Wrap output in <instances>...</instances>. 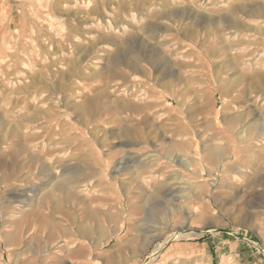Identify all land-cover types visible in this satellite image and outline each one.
Returning <instances> with one entry per match:
<instances>
[{"label":"rangeland","instance_id":"374dc122","mask_svg":"<svg viewBox=\"0 0 264 264\" xmlns=\"http://www.w3.org/2000/svg\"><path fill=\"white\" fill-rule=\"evenodd\" d=\"M263 102L264 0H0V264H264Z\"/></svg>","mask_w":264,"mask_h":264},{"label":"bare ground","instance_id":"6f19581e","mask_svg":"<svg viewBox=\"0 0 264 264\" xmlns=\"http://www.w3.org/2000/svg\"><path fill=\"white\" fill-rule=\"evenodd\" d=\"M215 5V4H214ZM151 59H148V57H147V59H145L144 61H146V62H148V63H151V61H150ZM109 63L110 64H116L117 66L119 65V64H125V66H128L130 69H132L133 70V72H135L136 71V68H135V64L136 63H131L130 61H126L125 63L123 62V61H121V60H119L118 61V59H116V58H111L110 59V61H109ZM115 74H116V71L115 70H109V73H108V76H115ZM258 79V78H257ZM259 83H261V82H259ZM263 86V85H262ZM264 103V102H263ZM92 103L91 102H87L85 105H83V106H78V107H74L75 108V110L77 109V111L79 112V113H85V114H88L89 115V113H90V111H91V105ZM96 104V103H95ZM120 110H125V109H131L132 107L131 106H129L128 104H122L120 107H118ZM114 110V109H113ZM126 111V110H125ZM122 113V112H121ZM263 122H264V119H263ZM264 130V129H263ZM261 132H262V130H261ZM262 133H264V131L262 132ZM259 136V135H258ZM259 139H260V137H259ZM261 141L262 142H264V136L262 135V137H261ZM209 153H211V152H209ZM212 156H213V159H218L219 160V158L221 157L220 156V153H213L212 154ZM126 162V161H125ZM128 170V169H127ZM54 189H56V190H58V191H65L67 194H70V191L67 189H65V186L63 185V184H61V183H58V184H56L55 185V187H54ZM173 197V196H172ZM43 227V226H42ZM84 234V233H83ZM53 235V233H49V236H52ZM51 238H53V237H51ZM8 241H10V239H8V240H6V242L8 243ZM6 242H5V244H6ZM11 242V241H10Z\"/></svg>","mask_w":264,"mask_h":264},{"label":"crops","instance_id":"0c3cea01","mask_svg":"<svg viewBox=\"0 0 264 264\" xmlns=\"http://www.w3.org/2000/svg\"><path fill=\"white\" fill-rule=\"evenodd\" d=\"M133 113H131V112H128V113H130V114H140V113H138V112H134V111H132ZM130 244H129V246L128 245H124V246H122V247H119L118 246V253L120 252V255H118L119 256V259L121 260V258H123L124 256H122L125 252L127 253H129V251H130Z\"/></svg>","mask_w":264,"mask_h":264}]
</instances>
